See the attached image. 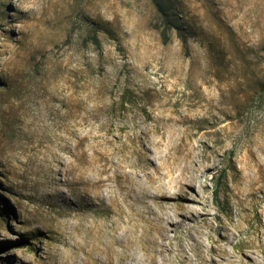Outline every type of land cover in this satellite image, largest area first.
Segmentation results:
<instances>
[{
    "label": "rangeland",
    "instance_id": "obj_1",
    "mask_svg": "<svg viewBox=\"0 0 264 264\" xmlns=\"http://www.w3.org/2000/svg\"><path fill=\"white\" fill-rule=\"evenodd\" d=\"M159 1L167 15L153 0H0V264H68L129 217L140 234L154 216L125 199L149 178L150 194L183 184L214 228L235 229L248 199L223 244L264 259V0ZM198 228H171L170 245L208 252Z\"/></svg>",
    "mask_w": 264,
    "mask_h": 264
},
{
    "label": "bare ground",
    "instance_id": "obj_2",
    "mask_svg": "<svg viewBox=\"0 0 264 264\" xmlns=\"http://www.w3.org/2000/svg\"><path fill=\"white\" fill-rule=\"evenodd\" d=\"M149 179L143 180L142 185L138 186L143 195L137 197L129 195L125 199V202L130 198L135 203L144 202L148 204L149 213L154 217L147 219V226L143 227L142 232L140 234L136 233L139 226L138 221L142 219L141 217L134 219L129 217V222L135 220L132 224L134 229H126L124 234H119L115 242L112 240V235H107L101 230L93 232V229H91L92 236L78 244V250L74 253L73 259L68 261V264H264V259L250 256L247 250H242L240 255H235L225 246V244L232 243L237 231L242 232L244 230V211L248 199L242 198L246 205L239 209V223L235 225V229H231L229 224L222 219L217 228H214L209 220L210 211L205 206L201 212L196 207L193 208L187 204V202H192L204 205L206 202L200 201L196 194L194 196L190 195L183 184H181L178 192H171L158 184L155 186L156 192L150 194L149 187L154 186L156 181L152 178ZM194 179L195 175H191L186 184L191 187L190 183ZM114 193L116 192L109 193L108 200L111 204L118 206L119 203ZM92 198V196L88 198L89 202H92ZM94 198L102 200L98 193H95ZM117 210L122 214L120 207ZM137 214L139 215V213ZM199 224H204L209 229L208 239L212 241L213 247L208 252L199 251L198 257L194 258L192 255L184 256L180 246L178 248L171 246L169 236L171 228L176 230L182 227L189 233L193 230L197 231ZM118 228V225H115L112 231L118 232ZM220 229L224 232L219 234L217 238L214 237L212 232H217ZM198 232L199 234L203 233L202 231ZM103 238H107V241L104 242ZM191 238L194 247L202 246L200 236L194 235ZM262 240L261 247L263 248L261 250L264 254V236ZM224 242L225 244H223ZM114 243L121 246L123 250L117 252ZM137 248L144 251L145 256L140 257ZM233 248H236V246L234 245ZM115 257L117 262H115Z\"/></svg>",
    "mask_w": 264,
    "mask_h": 264
},
{
    "label": "trees",
    "instance_id": "obj_3",
    "mask_svg": "<svg viewBox=\"0 0 264 264\" xmlns=\"http://www.w3.org/2000/svg\"><path fill=\"white\" fill-rule=\"evenodd\" d=\"M153 2L156 4V7L160 13L167 15L165 8L163 7L162 3L159 0H153ZM164 25H165V29L163 30V41L168 42L170 38L167 32H168V29L171 28L172 23L168 18H165ZM181 37L183 39L184 45L187 47V38L184 37L183 35H181ZM87 40L91 41L97 48L102 47V42L99 37V32L95 26L90 27ZM124 102L127 103L128 101L126 100ZM222 179L223 177L220 178V180Z\"/></svg>",
    "mask_w": 264,
    "mask_h": 264
}]
</instances>
